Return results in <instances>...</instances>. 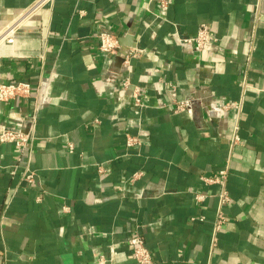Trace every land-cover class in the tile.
<instances>
[{"label":"crops","instance_id":"obj_1","mask_svg":"<svg viewBox=\"0 0 264 264\" xmlns=\"http://www.w3.org/2000/svg\"><path fill=\"white\" fill-rule=\"evenodd\" d=\"M36 2L0 0V33ZM202 25L216 42L197 52L180 40ZM0 63V84L34 86L0 100V124L23 133L55 76L31 148L0 144L5 264H134V236L154 264H264V0H53Z\"/></svg>","mask_w":264,"mask_h":264},{"label":"built area","instance_id":"obj_2","mask_svg":"<svg viewBox=\"0 0 264 264\" xmlns=\"http://www.w3.org/2000/svg\"><path fill=\"white\" fill-rule=\"evenodd\" d=\"M53 0H37V2L28 9L25 13H23L15 22L6 26V28L0 33V44L3 41H6L8 44H13L15 42V37L18 30L22 26V22L25 19L30 18L32 15L36 14L43 7L50 4ZM156 25H161L164 23V19L160 17H156L153 21ZM99 38V50L107 55L117 56L121 50V43L119 38L116 35H113L108 32H102L98 35ZM184 45L192 46L193 49L197 52L202 51L205 46L208 44H212L216 42V39L213 37L211 33V28L208 25H202L197 34L193 38L189 39H181L180 40ZM133 50H129L125 54L124 63L127 66L128 70L131 64V59L135 56ZM1 69V63H0ZM55 78L54 74L48 79L40 78L36 84V95L35 101L32 108V115L30 117V128L28 133H23L20 131H16L10 129L2 124H0V144L8 143L17 147L21 153H24L28 149L31 148L33 142L35 141V134L38 124V115L43 107L52 103V95L51 88L52 82ZM123 86L125 88H130L131 95L135 99V106L140 107L141 91L138 87L132 86L131 81L127 78L123 82ZM34 86L31 82L27 81H14L10 83H2L0 84V100L1 101H10L12 99H16L18 97H30ZM187 104L182 102L180 107L183 108ZM238 137H235L237 140ZM137 138L128 137L127 145L132 146L137 142ZM10 174L15 176L18 173L17 166L10 167ZM23 180L31 185L34 182V173L30 169H26L23 173ZM137 176V175H136ZM221 177H226V170L221 171ZM211 182L215 180H209ZM219 181V180H216ZM221 202L224 204L229 201V197L227 193L224 191L221 196ZM224 221V217L220 214L219 220L216 223L215 229L219 230L221 224ZM4 224V218L0 216V227ZM128 245L130 247L131 256L134 259V264H154V259L149 251V249L145 245V241L140 236H134L128 240ZM0 264H5V261L2 257H0Z\"/></svg>","mask_w":264,"mask_h":264}]
</instances>
